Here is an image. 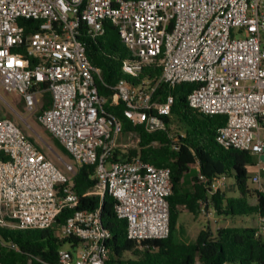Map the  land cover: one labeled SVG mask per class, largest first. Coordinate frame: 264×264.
I'll use <instances>...</instances> for the list:
<instances>
[{
	"label": "built area",
	"instance_id": "1",
	"mask_svg": "<svg viewBox=\"0 0 264 264\" xmlns=\"http://www.w3.org/2000/svg\"><path fill=\"white\" fill-rule=\"evenodd\" d=\"M22 20L34 21L37 28L25 27ZM106 20L131 53L122 66L127 78L113 87L111 98L100 95L101 69L91 64L78 39L82 30L92 38L102 35ZM158 59L160 77L136 82L143 68ZM0 83L20 97L73 160L60 168L13 119H0V228L55 229L60 240H79L66 243L72 250L61 248L57 264H106L110 254L112 234L103 225L101 207L75 212L56 226L62 210L78 204L77 166L95 168L97 184L89 194L116 200L129 239L141 244L170 235L171 169L139 158L112 160L123 127L106 114L109 102L122 101L126 118L154 132L165 128L164 117L175 102L172 94L157 95L160 86L196 84L190 107L228 117L216 141L255 156L257 171L250 180L262 183L264 0H0ZM45 83L47 89L41 87ZM45 91L51 104L40 111ZM227 180L215 179L211 194L226 187ZM204 213L208 218L215 214ZM257 227V235L264 237V218Z\"/></svg>",
	"mask_w": 264,
	"mask_h": 264
},
{
	"label": "trees",
	"instance_id": "2",
	"mask_svg": "<svg viewBox=\"0 0 264 264\" xmlns=\"http://www.w3.org/2000/svg\"><path fill=\"white\" fill-rule=\"evenodd\" d=\"M20 23L34 30L37 28V23L32 20ZM104 29V33L96 38L82 30L78 39L85 45L91 64L101 69V76L97 77L100 95L111 98L115 94L113 87L127 78L122 66L131 58V53L123 44L117 27L106 20ZM161 73L158 59L143 68L136 82L155 80ZM41 87L47 89L48 84ZM196 87L194 83H182L174 88L166 84L160 86L157 95L164 99L172 94L175 102L171 114L164 117L165 128L154 132L126 118L122 101L116 105L111 102L104 105L106 114L122 123L123 133H135L139 138L136 148L124 151L117 148L112 160L139 158L156 167L170 168L173 190L169 197L170 235L138 244L128 238L127 222L119 219L115 211L116 200L108 194L103 201L98 195L89 194L97 184L95 168L77 166L73 181L78 204L73 209L65 207L56 220V226H63L75 212L94 211L101 207L103 225L112 234L108 241L110 254L106 264H264V237L257 235V226L220 227L216 232L207 226L195 242H185L180 238L184 229L180 216L184 210L195 219L204 210H213L218 218L232 220L247 216L264 218V192L249 186V169L255 164V156L218 144L217 131L227 124L228 117L204 115L191 108L188 97ZM43 101L40 111L51 104L49 91L43 93ZM28 138L44 152L35 139ZM53 139L62 153L72 159L65 147ZM195 167L203 179L193 178V190L185 191L184 178ZM222 176L234 180L238 196H229L222 190L211 194V183ZM55 231L0 228V264H57L63 245L68 241L78 244L79 240H60Z\"/></svg>",
	"mask_w": 264,
	"mask_h": 264
},
{
	"label": "rangeland",
	"instance_id": "3",
	"mask_svg": "<svg viewBox=\"0 0 264 264\" xmlns=\"http://www.w3.org/2000/svg\"><path fill=\"white\" fill-rule=\"evenodd\" d=\"M41 105L43 104V95L40 96ZM13 119L20 129L29 137L36 140L40 148L46 153L47 157L57 164L60 168L65 169V163H73V160L56 146L53 137L40 124L36 118V114L29 112L23 105L20 97L17 94L5 92L0 83V119ZM139 138L135 133H123L118 139V148L127 150L138 146ZM250 174L257 171V168L252 166L249 169ZM200 177L197 167L184 178V190H193V178ZM249 186L251 189L264 192V176L261 185H257L250 180ZM227 191L229 196H238L239 193L234 187V180L228 179L226 187L221 189ZM180 224L183 226V231L180 233V238L185 242H195L201 230L210 226L213 232H216L220 227L228 226H245L256 227L259 224V218L256 216L238 217L237 219L218 218L215 214L212 218H208L203 213L199 218L195 219L187 211H183L180 216ZM62 249L72 250L69 244H64Z\"/></svg>",
	"mask_w": 264,
	"mask_h": 264
},
{
	"label": "crops",
	"instance_id": "4",
	"mask_svg": "<svg viewBox=\"0 0 264 264\" xmlns=\"http://www.w3.org/2000/svg\"><path fill=\"white\" fill-rule=\"evenodd\" d=\"M198 168V167H197ZM256 226H258V225H256Z\"/></svg>",
	"mask_w": 264,
	"mask_h": 264
}]
</instances>
